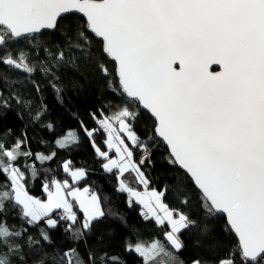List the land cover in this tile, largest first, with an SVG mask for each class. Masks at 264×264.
Instances as JSON below:
<instances>
[{"label":"snow or ice","instance_id":"6c2138e0","mask_svg":"<svg viewBox=\"0 0 264 264\" xmlns=\"http://www.w3.org/2000/svg\"><path fill=\"white\" fill-rule=\"evenodd\" d=\"M70 11L82 13L84 24L66 30L64 43L37 45L36 54L53 62L42 64L41 71L52 72L65 61L67 51L88 48L91 58L94 37L101 44L97 67L105 77V60L114 62L110 87L128 103L110 116H94L108 135L107 151L96 145L95 129L85 128V134L105 172H116L118 190L136 197L146 220L167 228L163 241L129 244L128 250L135 251L142 264H162L160 254L184 249L185 231L200 227L206 236L208 225L201 227L199 221L222 215L224 231L235 236V247L211 264H264V0H0V49H5L0 64L30 76L35 71L28 63L30 52L13 53L6 46L43 29H56L58 18ZM0 106L8 107L7 100ZM141 110L153 121L145 139L134 128ZM41 114L34 118L39 120ZM70 136L57 140V147L75 143L74 134ZM160 144L166 148L167 162L188 181L174 193L179 208L165 202L169 189L151 187L143 170L151 163L150 154L135 158L137 150L149 153L150 145ZM55 156L33 153L26 136L0 140V264H28L30 251L25 247L50 244L47 229L61 222L79 240L105 216L97 194L76 186L86 176L85 169L64 161L63 171L71 181L59 180L54 173L48 175L50 169L28 163L43 166ZM126 173L149 189L146 199L124 179ZM42 175L44 199L32 195L28 186L29 179ZM193 201L195 208L190 207ZM9 210L27 225L43 223L47 229H40L39 238L27 235L25 241L26 228L8 225L3 214ZM55 210H60L58 219L53 218ZM75 256V249L66 251V264ZM96 259L89 252L87 262L77 259L76 264H96ZM99 259L108 264L110 258L101 254ZM191 264L206 262L194 258Z\"/></svg>","mask_w":264,"mask_h":264},{"label":"trees","instance_id":"16d2710c","mask_svg":"<svg viewBox=\"0 0 264 264\" xmlns=\"http://www.w3.org/2000/svg\"><path fill=\"white\" fill-rule=\"evenodd\" d=\"M83 25L84 20L77 15H67L58 20V27L53 31H44L32 37L20 38L12 41L6 46L7 51L16 53L18 51L30 52L28 63L35 68L29 76L12 67L0 64V104L7 100L8 107L0 106V140L14 141L18 137H27L28 145L33 153L43 154L56 153L55 158L41 166L38 161L36 167L50 169L59 180L69 179L63 171L64 161H71L73 168L85 169L86 176L79 181L78 186H87L95 192L101 201L105 216L96 222L92 230L85 234L82 239H76L72 232L66 231L67 223L61 222L54 229H47V225L41 223L38 226H29L22 221L15 211L9 210L5 214L7 223L14 230L27 229V235L39 238L41 228L47 229L51 243L41 242V245L28 249L30 251L28 264H66L67 258L64 253L75 249L77 256L72 258V264L77 259L88 261L89 252L97 259L96 264H101L100 255L105 254L109 259L108 264H142V259L132 251L126 249L129 244L137 242L145 244L153 240H164L165 226H157L154 219L146 220L141 215V207L133 199L128 197L125 191H120L116 172H105L102 167V159L97 156L92 146V141L85 134V128L95 129V143L101 150L106 151L104 144L105 133L94 119L101 118V113L112 115L119 107L128 103L127 98L113 93L110 81L115 79V65L113 61L105 60L109 75L105 77L97 67L99 58L100 41L92 38L89 58L88 48L82 51L70 50L66 52V59L57 65L52 72L41 71L42 64L51 66L53 63L41 53L37 45H55L64 43L66 30L75 31V25ZM5 49H0V54ZM55 51L54 48L50 49ZM39 84V91L36 89ZM53 84L60 89L59 93ZM15 97V98H14ZM19 100V103L17 102ZM41 112L39 120L35 119L37 112ZM152 118L145 112L134 123V128L145 139V133L151 134ZM76 132V142L67 147L58 148L56 140L64 136L68 131ZM151 163H145L143 170L147 174L152 188L163 190L169 189L165 202L172 207H180L174 193L178 185L188 183L181 170L170 165L165 157L167 151L163 144L158 147L149 146ZM137 155V151H136ZM136 158V156H135ZM23 159L21 158V165ZM30 177V173H28ZM40 179L35 181L29 179V189L32 195L46 198L40 187ZM124 179L133 188H140L130 174H125ZM190 207L195 208V201ZM78 214L79 211L76 209ZM60 211H55L53 218L58 219ZM202 215V214H197ZM208 225V234L202 236L200 227L185 231L182 235L185 247L179 253H173L177 264H191L192 259L200 258L211 264L218 255L233 250L235 247L234 235H228L224 231V217L201 219L200 226ZM78 227V226H77ZM199 241V243H197ZM116 258L112 260L111 258Z\"/></svg>","mask_w":264,"mask_h":264},{"label":"rangeland","instance_id":"374dc122","mask_svg":"<svg viewBox=\"0 0 264 264\" xmlns=\"http://www.w3.org/2000/svg\"><path fill=\"white\" fill-rule=\"evenodd\" d=\"M101 118H103V117H101ZM98 126L104 131V133H105V140L106 139H108V135H107V133L105 132V130H104V128L101 126V125H99L98 124ZM113 127L114 128H119V124L118 123H114L113 124ZM70 134H74V137H75V140H76V138H77V136H76V132L74 131V130H70V131H68L64 136H62V137H59L57 140H62V138H64L65 136H69V138L71 139L72 138V136H70ZM113 135H116V133L114 132L113 133ZM56 140V141H57ZM104 140V141H105ZM57 146V145H56ZM107 151V150H106ZM112 156H115V153H113V154H111ZM103 163V162H102ZM128 182V181H127ZM140 185V188H135L138 192H140V193H142V194H144V196H145V199L147 198V194H148V191H149V189L148 188H146L143 184H139ZM77 187H80V188H88L87 186H78V185H76ZM119 186L121 187V185H120V183H119ZM119 187V188H120ZM126 192V191H125ZM127 194H128V197L130 198V199H133L136 203H138L137 201H136V197L135 196H133L131 193H129V192H126ZM139 204V203H138ZM140 206H141V213H142V208H143V206L141 205V204H139ZM143 210H146V209H143ZM55 211H58V210H55ZM60 211V210H59ZM142 215V214H141ZM143 216V215H142ZM162 255V254H161ZM160 255V256H161ZM165 256V255H164ZM165 257H167V256H165ZM168 257H170V258H173L174 257V254H172V255H169Z\"/></svg>","mask_w":264,"mask_h":264},{"label":"water","instance_id":"95a60500","mask_svg":"<svg viewBox=\"0 0 264 264\" xmlns=\"http://www.w3.org/2000/svg\"><path fill=\"white\" fill-rule=\"evenodd\" d=\"M77 15V16H79V17H81L83 20H84V17H83V14L82 13H79L78 11H70V12H68V13H64V14H62V16L60 17V18H62V17H64V16H67V15ZM60 18H58V20L60 19ZM55 30V29H54ZM54 30H50V29H43L42 31H41V33L42 32H44V31H49V32H53ZM38 34H40V33H38ZM38 34H35V35H38ZM29 37H32V36H29ZM22 38H27V37H22ZM114 63V62H113ZM213 68H214V70H219V68L217 67V66H213ZM141 111H143V112H145L148 116H150L146 111H144V110H141ZM151 117V116H150ZM165 147V146H164ZM166 149V148H165ZM222 216V215H221ZM235 237V236H234Z\"/></svg>","mask_w":264,"mask_h":264},{"label":"crops","instance_id":"0c3cea01","mask_svg":"<svg viewBox=\"0 0 264 264\" xmlns=\"http://www.w3.org/2000/svg\"><path fill=\"white\" fill-rule=\"evenodd\" d=\"M106 136V135H105ZM105 147H106V145H105ZM106 150H108L107 149V147H106ZM113 153H115L114 151H112L111 152V154H113ZM69 180L71 181V177L69 176ZM82 180V179H81ZM141 207V206H140ZM78 209V208H77ZM78 211H79V209H78ZM143 217V216H142ZM131 245H133V244H131ZM134 246V245H133ZM126 249H128V245L126 246ZM134 254H136L137 255V253L135 252V251H132ZM161 255V254H160ZM159 255V257H157V259H158V261H160V262H162V264H177L176 262V260L175 259H168V257H165L163 254L160 256ZM138 256V255H137Z\"/></svg>","mask_w":264,"mask_h":264},{"label":"built area","instance_id":"2783aa9c","mask_svg":"<svg viewBox=\"0 0 264 264\" xmlns=\"http://www.w3.org/2000/svg\"><path fill=\"white\" fill-rule=\"evenodd\" d=\"M149 154H150V150L149 153H142L140 150H137L136 159L139 160L142 155H149Z\"/></svg>","mask_w":264,"mask_h":264}]
</instances>
